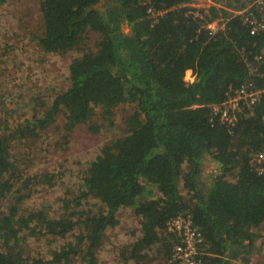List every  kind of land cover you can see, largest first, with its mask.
Instances as JSON below:
<instances>
[{"label":"trees","instance_id":"trees-1","mask_svg":"<svg viewBox=\"0 0 264 264\" xmlns=\"http://www.w3.org/2000/svg\"><path fill=\"white\" fill-rule=\"evenodd\" d=\"M99 1L40 0L43 29L33 39L45 52L72 49L89 30L100 39L96 51L70 63L69 86L44 115L0 136V264H75L79 258L94 264L105 229L117 225L123 207L140 224L131 259L153 245L167 258L174 235L163 230L183 214L203 235V264H232L239 257L248 262L253 230L264 222V170L250 164L264 139V28L251 34L252 25L234 10L251 18L254 0H220L226 5L208 8L184 5L190 0H112L103 10L95 7ZM149 8L164 13L152 21ZM217 19L222 26L210 34L205 23ZM187 70L193 82L185 80ZM249 79L261 89L259 99L234 125L225 124L211 106ZM129 104L134 111L125 135L104 145L80 171L74 202L63 199L64 211L56 216L19 208L30 193L18 183L26 187L31 176L18 171L10 139L39 134L61 112L67 129L85 124L96 107L113 123L114 108ZM205 157L217 168L208 186L199 181ZM42 182L51 185L47 175ZM89 195L101 209L69 208ZM26 233L49 235L58 244L46 258L26 257Z\"/></svg>","mask_w":264,"mask_h":264},{"label":"rangeland","instance_id":"rangeland-1","mask_svg":"<svg viewBox=\"0 0 264 264\" xmlns=\"http://www.w3.org/2000/svg\"><path fill=\"white\" fill-rule=\"evenodd\" d=\"M216 2L222 4L220 0ZM39 3L40 0H7L0 4V136L16 127L31 126L34 118L44 115L54 97L69 86L70 63L98 49L100 36L89 30L74 48L61 53L45 52L33 39L43 29ZM105 5L97 8L103 10ZM194 77L191 70L185 72L188 81H194ZM94 110L85 124L72 129L66 128V116L61 112L39 134L10 139V153L18 171L31 176L26 187L18 183L23 192L30 193L24 194L19 203L21 210L44 209L56 216L64 211L63 199L74 202L79 196L80 171L104 145L125 135L126 118L134 107L129 104L114 108L113 123L108 124L99 107ZM216 169V163L205 157L200 184L208 186ZM44 175L50 178L51 185L42 182ZM82 206L96 211L102 203L89 195L81 206L72 203L69 208L79 211ZM117 217V225L104 231L94 264H167L169 256L158 252L155 245L144 250L139 260L128 257L141 234L139 220L129 207L120 208ZM163 231L168 232L166 228ZM24 236L21 248L26 257L46 258L58 244L57 238L49 235ZM75 264H81L80 258Z\"/></svg>","mask_w":264,"mask_h":264},{"label":"built area","instance_id":"built-area-1","mask_svg":"<svg viewBox=\"0 0 264 264\" xmlns=\"http://www.w3.org/2000/svg\"><path fill=\"white\" fill-rule=\"evenodd\" d=\"M184 5L194 8H207L216 5V0H190ZM251 7L256 15L250 13L251 18L244 14L243 10H234V14L242 15L244 21L252 25L251 34L256 33L264 28V0H254ZM153 18H157L162 12L148 9ZM196 16H200L195 12ZM260 17L257 20L256 17ZM220 20H213L205 23V27L210 34H214L221 27ZM261 90L257 88L255 81L249 79L242 83L233 93L229 94L224 101L211 106L213 113L218 115L220 119L227 125H234L246 109L251 110L252 105L259 99ZM264 162V139L261 141L260 148L253 153L250 164L253 169L262 173ZM165 228L174 235L169 259L167 264H203L202 259V243L203 235L199 228L193 224L189 215H178L166 222Z\"/></svg>","mask_w":264,"mask_h":264},{"label":"crops","instance_id":"crops-1","mask_svg":"<svg viewBox=\"0 0 264 264\" xmlns=\"http://www.w3.org/2000/svg\"><path fill=\"white\" fill-rule=\"evenodd\" d=\"M159 11L162 12L160 15H162L164 13L163 10H159ZM151 18H152V21H157L158 16H157V18H153L151 16ZM125 28H127V27H125ZM125 28H124V30H125ZM127 31L128 30H126V32ZM194 79H195V77H194ZM185 80H187V79H185ZM192 82H193V80H192ZM257 88H259V87H257ZM263 229H264V222L261 223L258 227L254 228V230H253L254 233H256L257 237L255 239L254 248L252 249V252L250 253V255H248V256L246 255L248 257L249 261L245 262L244 260L241 259V257H239V258L234 259L232 264H264V236L262 237V235H261L263 233Z\"/></svg>","mask_w":264,"mask_h":264},{"label":"water","instance_id":"water-1","mask_svg":"<svg viewBox=\"0 0 264 264\" xmlns=\"http://www.w3.org/2000/svg\"><path fill=\"white\" fill-rule=\"evenodd\" d=\"M105 0H100L99 3L95 6V7H98L100 4L104 3ZM106 4V3H104Z\"/></svg>","mask_w":264,"mask_h":264},{"label":"flooded vegetation","instance_id":"flooded-vegetation-1","mask_svg":"<svg viewBox=\"0 0 264 264\" xmlns=\"http://www.w3.org/2000/svg\"><path fill=\"white\" fill-rule=\"evenodd\" d=\"M110 1H112V0H105L104 3H105V2L107 3V2H110Z\"/></svg>","mask_w":264,"mask_h":264}]
</instances>
